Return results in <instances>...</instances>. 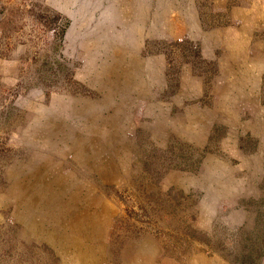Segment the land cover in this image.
<instances>
[{
	"label": "rangeland",
	"instance_id": "obj_1",
	"mask_svg": "<svg viewBox=\"0 0 264 264\" xmlns=\"http://www.w3.org/2000/svg\"><path fill=\"white\" fill-rule=\"evenodd\" d=\"M254 3L0 0V264H231L235 230L253 222L239 182L206 178V199L169 188L208 150L162 146L166 126L184 133L168 119L173 93L201 87L206 102L216 83L218 51L192 10L208 29Z\"/></svg>",
	"mask_w": 264,
	"mask_h": 264
},
{
	"label": "crops",
	"instance_id": "obj_2",
	"mask_svg": "<svg viewBox=\"0 0 264 264\" xmlns=\"http://www.w3.org/2000/svg\"><path fill=\"white\" fill-rule=\"evenodd\" d=\"M193 13L194 18L197 17L193 27L196 34L201 33L198 39L203 37V49L207 52L218 51L216 56L210 55L217 65L216 83L211 91L208 90L210 97L206 102L201 100V87H181L177 93H173L168 104V119L177 121L184 133L180 138L174 128L170 130L166 126L167 136L162 147L166 148L173 139H180L193 144L194 148L208 151L200 161L198 172H174V175L182 176V182H172L169 188L185 193L198 190L206 199L208 189H205V179L211 178L216 182L222 178L224 182H239V189L244 193L235 189L231 194L248 199L254 190H258L257 181L264 172V139L260 138L257 130L261 122L259 111H264V4L261 8L256 3L246 8L236 6L229 10L231 26L219 25L208 29L202 27L200 11L192 10V16ZM193 27L191 25L190 29ZM187 63L191 66L188 65L183 72H188L190 78L194 76L202 81L204 72L196 65L192 66L193 62ZM219 125L224 128L220 136L217 134ZM246 139H254L252 150L244 146ZM214 142L217 143L218 155L209 152V145ZM232 159L241 161L233 166L230 162ZM190 181L201 183L194 185ZM215 204L219 205V201Z\"/></svg>",
	"mask_w": 264,
	"mask_h": 264
},
{
	"label": "trees",
	"instance_id": "obj_3",
	"mask_svg": "<svg viewBox=\"0 0 264 264\" xmlns=\"http://www.w3.org/2000/svg\"><path fill=\"white\" fill-rule=\"evenodd\" d=\"M53 62L58 68L64 63L55 59ZM258 190L259 199L248 198L239 202L249 213H252L253 222L235 230L233 235L235 249L227 256L231 264H263L264 262V209H258L264 205V177L258 185ZM219 245H222V242Z\"/></svg>",
	"mask_w": 264,
	"mask_h": 264
},
{
	"label": "water",
	"instance_id": "obj_4",
	"mask_svg": "<svg viewBox=\"0 0 264 264\" xmlns=\"http://www.w3.org/2000/svg\"><path fill=\"white\" fill-rule=\"evenodd\" d=\"M0 18H1V15H0Z\"/></svg>",
	"mask_w": 264,
	"mask_h": 264
},
{
	"label": "bare ground",
	"instance_id": "obj_5",
	"mask_svg": "<svg viewBox=\"0 0 264 264\" xmlns=\"http://www.w3.org/2000/svg\"><path fill=\"white\" fill-rule=\"evenodd\" d=\"M135 32V31H134Z\"/></svg>",
	"mask_w": 264,
	"mask_h": 264
}]
</instances>
